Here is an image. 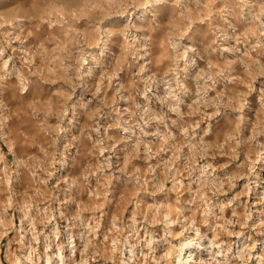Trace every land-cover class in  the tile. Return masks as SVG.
Returning a JSON list of instances; mask_svg holds the SVG:
<instances>
[{"label": "rangeland", "instance_id": "rangeland-1", "mask_svg": "<svg viewBox=\"0 0 264 264\" xmlns=\"http://www.w3.org/2000/svg\"><path fill=\"white\" fill-rule=\"evenodd\" d=\"M0 264H264V0H0Z\"/></svg>", "mask_w": 264, "mask_h": 264}]
</instances>
